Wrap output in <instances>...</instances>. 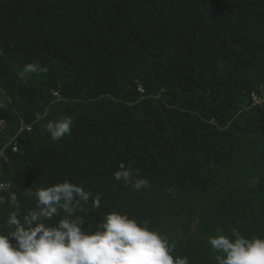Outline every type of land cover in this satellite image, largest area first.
<instances>
[{"label":"trees","instance_id":"trees-1","mask_svg":"<svg viewBox=\"0 0 264 264\" xmlns=\"http://www.w3.org/2000/svg\"><path fill=\"white\" fill-rule=\"evenodd\" d=\"M39 60L47 74L21 76ZM264 0H0V231L67 179L217 264V230L264 236ZM73 118L53 140L49 121ZM12 140V142H10ZM13 144L16 149L13 150ZM123 162L150 187L113 178Z\"/></svg>","mask_w":264,"mask_h":264},{"label":"clouds","instance_id":"clouds-1","mask_svg":"<svg viewBox=\"0 0 264 264\" xmlns=\"http://www.w3.org/2000/svg\"><path fill=\"white\" fill-rule=\"evenodd\" d=\"M48 71L35 60L23 67L21 76ZM72 128L71 116L45 126L53 140L71 135ZM112 175L136 192L150 187L138 168L123 162ZM34 184L37 186L29 187L26 193L34 198V208L11 212L6 221L8 231H0V264H189L188 257L173 255L175 245L147 220L127 213L107 211L86 229L87 220L79 213L89 204L91 210L99 209V193L67 179L48 186ZM207 243L217 253V264H264V236L248 237L235 229L229 235L217 230Z\"/></svg>","mask_w":264,"mask_h":264},{"label":"built area","instance_id":"built-area-1","mask_svg":"<svg viewBox=\"0 0 264 264\" xmlns=\"http://www.w3.org/2000/svg\"><path fill=\"white\" fill-rule=\"evenodd\" d=\"M251 99H252V102L262 103L264 101V91H262L261 93H257L253 91L251 93ZM5 187H6L5 184L0 183V189H4Z\"/></svg>","mask_w":264,"mask_h":264}]
</instances>
